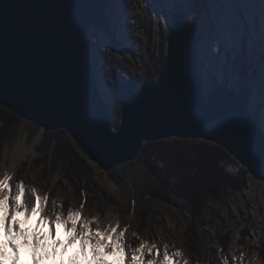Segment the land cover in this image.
<instances>
[{"label":"rangeland","instance_id":"1","mask_svg":"<svg viewBox=\"0 0 264 264\" xmlns=\"http://www.w3.org/2000/svg\"><path fill=\"white\" fill-rule=\"evenodd\" d=\"M180 7L192 16V0H110L106 12L111 18V32L96 25L89 30L93 70L101 90L108 93L116 79H141L153 64L150 73L154 81L158 79L160 62L158 70L155 64L167 52L171 15ZM194 20L199 24V71L204 76L205 92L213 90L217 82L237 87L243 75L234 67V61L237 55L245 57L256 70L248 79L252 88L249 110L264 130V0H209L207 9ZM122 107L119 114L111 112L114 130L121 120ZM25 123L31 124L33 135L23 125L21 133L3 145L0 179L4 169L12 165L11 152L26 138L33 150L26 152L14 177L15 184L25 185V198L35 188L39 195L47 196V208L54 218L57 212L66 217L71 209L80 212L93 232L112 227L116 234L123 233L127 264H141L140 260L132 261L131 256L142 245L146 249L144 264L148 260L165 264V251L167 264H264V181L254 178L231 154L247 170L246 184L238 192L228 191L227 197L209 198L205 221L196 223L183 200L182 206H176L154 196L157 181L139 157L123 167L122 178L117 175L120 167L106 171L81 150L92 167L94 193L86 190V200L75 198V189L61 173H45L39 164L42 153L38 149L45 131L40 137L38 125L23 120ZM65 201L67 205L62 204ZM22 213L12 214L11 230L21 224ZM56 227L62 231L60 239L70 237L63 224ZM222 241H228L226 247ZM91 246L85 245L87 249ZM81 253L80 241L76 240L75 245L62 249L61 258L70 257L83 264ZM107 256L117 264L121 252L114 247Z\"/></svg>","mask_w":264,"mask_h":264},{"label":"water","instance_id":"2","mask_svg":"<svg viewBox=\"0 0 264 264\" xmlns=\"http://www.w3.org/2000/svg\"><path fill=\"white\" fill-rule=\"evenodd\" d=\"M110 0H0V105L41 133L65 130L106 171L134 161L145 142L184 138L223 147L264 181V130L249 110L252 88L217 82L205 92L199 24L171 15L156 81L126 92L114 130L92 63L91 25L111 32Z\"/></svg>","mask_w":264,"mask_h":264},{"label":"trees","instance_id":"3","mask_svg":"<svg viewBox=\"0 0 264 264\" xmlns=\"http://www.w3.org/2000/svg\"><path fill=\"white\" fill-rule=\"evenodd\" d=\"M192 1L194 12L191 17L197 19L207 9L209 0ZM163 58L164 55L160 57V61ZM160 61L155 64L157 70ZM234 67L248 79L256 74V70L241 55L236 56ZM151 68L147 69L141 79H116L108 93L102 90L111 112L120 113L128 90L138 89L139 84L154 81L150 73ZM23 125L32 136L31 124H23V119L19 115L0 105V150L12 137L21 133ZM118 125L119 123L116 124ZM38 150L42 153L39 164H42L44 172L61 173L69 185L75 189L76 193L73 194L75 198L86 200V190L94 193L91 189L94 183L91 178L92 167L65 130L45 132ZM139 161L157 181L154 196L166 198L170 204L176 206H182L181 200H183L196 223L205 221V213L209 209V198L221 199L225 195L227 197L228 191L238 192L246 184L247 170L238 165L223 147L204 140L171 138L145 142ZM128 164L126 162L120 165V172H117V175L124 178L123 167ZM231 167L234 170H231ZM62 204L67 205V202ZM227 243L228 241H222L225 247Z\"/></svg>","mask_w":264,"mask_h":264},{"label":"bare ground","instance_id":"4","mask_svg":"<svg viewBox=\"0 0 264 264\" xmlns=\"http://www.w3.org/2000/svg\"><path fill=\"white\" fill-rule=\"evenodd\" d=\"M42 136V133L40 137ZM39 137V138H40ZM21 140L12 153V165L9 169H4L1 179L6 175L11 177L9 183L14 187V177L19 169L22 159L26 157V152L33 150L25 141ZM27 200L31 201V190L27 195ZM47 202L45 203V212H34L30 215L22 213V221L18 228L13 231L14 239L10 243L4 230L0 227V264H29L30 257H35V264H78L69 258H61L62 249L68 245L69 238L60 239L62 233L55 224H50V220H54L51 210H48ZM4 215V211L0 212ZM47 217V219L42 217ZM16 250L14 251V247ZM125 247V245H124ZM61 250V251H60ZM83 264H114L111 262V257L107 256L104 247L97 249V255L93 256V247L87 249L84 246L82 250ZM127 254L121 253L117 264H127Z\"/></svg>","mask_w":264,"mask_h":264},{"label":"snow or ice","instance_id":"5","mask_svg":"<svg viewBox=\"0 0 264 264\" xmlns=\"http://www.w3.org/2000/svg\"><path fill=\"white\" fill-rule=\"evenodd\" d=\"M11 177L5 176L0 179V210L4 211V215H0V227L3 228L4 234L7 236L11 243L14 239L9 222L13 219V213L23 211L26 215H30L34 212H45V203L47 202V196H41L37 193L35 188L31 189L32 200L28 201L25 198V185L23 182L17 183L13 186L9 183ZM47 219V217H42ZM50 224L60 225L63 224L65 229L69 231L70 237L68 243H74L76 240L80 241L81 249L83 250L86 244L91 243L93 247V256L97 255V249L104 247L108 254L112 253L113 248H118L121 253L125 252L124 243L122 240L123 233L116 234V229L109 227L107 231L97 230L92 231L88 221L81 217L80 212L69 209L67 216L65 217L62 212H57L54 220L49 221ZM103 237V238H101ZM111 240V243L108 241ZM14 251L16 250V246ZM145 246H141L139 249H135L131 260H140L141 264H144L143 256L145 253ZM149 252L151 250H148ZM158 255V253H157ZM169 256L167 251L164 252V261L167 264ZM29 264H35V257H30ZM146 264H156L155 260H148Z\"/></svg>","mask_w":264,"mask_h":264}]
</instances>
